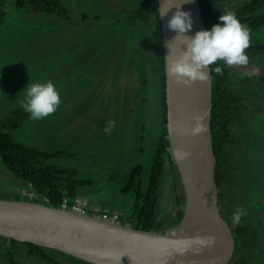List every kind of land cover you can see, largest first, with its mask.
<instances>
[{"label":"rangeland","instance_id":"1","mask_svg":"<svg viewBox=\"0 0 264 264\" xmlns=\"http://www.w3.org/2000/svg\"><path fill=\"white\" fill-rule=\"evenodd\" d=\"M61 1L69 12L68 18L16 8L10 0L0 24V116L21 107L26 95L23 88L28 83L52 81L62 101L55 114L39 121L28 115L21 127L10 134L18 142L42 151L68 152L71 156L47 162L76 168L79 178L90 179L91 184L78 187L77 193L86 201L91 214L103 210L127 214L133 199L130 194L120 193L123 184L120 176L141 163V178L146 182L159 129L156 27L152 20L143 23L128 19L139 0ZM247 1L226 0L216 10L231 9ZM252 35L264 41V27ZM229 68L232 77L250 74L264 78V54L252 58L247 65ZM237 82L251 99L248 108L261 109L264 114V82L248 84L241 79ZM263 114L260 112L255 118L260 126L264 122ZM109 121L113 125L105 133ZM260 132L252 155L244 156L255 170L248 186L253 193L259 185L264 186V134ZM256 149L258 156L254 155ZM235 159L232 155L227 161L232 174L240 165L236 166ZM170 168L166 160L156 210L157 219L164 222V227L179 206ZM238 176L244 178L243 174ZM243 193L251 201L249 191L244 189ZM259 193L264 194V190L261 188ZM11 194L40 200L29 184L16 178L0 160V195ZM239 196H233L221 208L234 212L242 205L238 204ZM239 207L247 213L246 207ZM250 212V218L244 215V222L249 228L250 241L257 239L261 247L257 258L256 253L249 254V264H264V204ZM0 242V264H49L28 256L20 243L12 245L17 254L13 259L3 246H11L10 242L2 239ZM239 254H234V259ZM241 254L246 253L242 250ZM61 260L68 264H88L66 257Z\"/></svg>","mask_w":264,"mask_h":264},{"label":"trees","instance_id":"2","mask_svg":"<svg viewBox=\"0 0 264 264\" xmlns=\"http://www.w3.org/2000/svg\"><path fill=\"white\" fill-rule=\"evenodd\" d=\"M201 14L205 23V30L219 22V16L224 10H216L219 3L226 0H199ZM6 3V5H5ZM16 8H27L33 12H48L68 18L69 12L64 7L61 0H13ZM7 7H10V0H0V24L5 19ZM264 0H249L243 4L233 7L231 10L242 23H246L251 32H258L264 27ZM128 19L130 21H141L143 23L152 20L157 31V49H158V69L161 115L159 118L158 135L154 142V150L150 164L149 174L144 183L142 180L143 165L137 163L131 167L128 172L121 174L122 186L119 188L120 193L130 194L133 199L132 209L127 214H120L121 223L127 222L128 225L143 230L163 231L165 227L176 224L183 214L184 194L180 178L175 164L172 161L169 142L166 129V103H165V75H164V52L162 45V33L160 28V18L157 8V0H139L136 8L131 10ZM249 60L264 54V41L252 35L251 46L246 50ZM211 67L212 74V102H211V137L212 145L216 158L214 179L218 190V205L221 215L228 222L234 236V254H239L238 264H249V254H255L256 258L260 253V243L257 239L250 241V232L245 224V216L241 217L239 224L233 225L232 215L234 212L225 211L221 205L230 203L233 196L240 195L239 206L246 207L247 215L250 218V210L253 207H261L264 204V194L259 193L264 186H258L254 189L255 193L248 188L252 182V172L245 154L252 155L253 149L258 142V136L262 131L264 134V122L261 126L255 122L257 115L263 114L260 110H250L247 102L251 101L248 95L244 94L243 87L238 85L237 80L241 79L245 83L264 82V78L257 75L247 74L246 76L232 77L228 66L220 62L213 64ZM216 67L223 70V74L214 71ZM241 76V75H239ZM144 85V78H142ZM242 82V81H241ZM249 91V90H248ZM144 99V97H142ZM264 101V100H263ZM256 114V115H255ZM29 114L22 107H16L10 110L6 115L0 116V160L5 167L18 179L29 184L33 192L40 198L24 200L38 201L52 206H60L64 198H75L78 196L77 189L80 186L90 185L89 178H79L78 171L73 167L61 166L47 160L59 157H69L68 152L63 150L42 151L31 146L18 142L10 132L21 127L24 120ZM261 117V115H260ZM264 117V114H263ZM243 123L244 125H240ZM244 126V127H243ZM242 127V128H241ZM246 128V129H245ZM258 149L254 155L258 156ZM248 151V152H247ZM235 156L236 166L232 174L227 166V161L231 156ZM255 159H258L256 157ZM168 160L170 171L172 172L173 184L175 187V198L178 208L175 216L172 217L164 227V222L157 219L156 210L160 197V186L163 182V172L165 161ZM236 168V167H235ZM237 174V177L235 175ZM243 174L244 178L238 176ZM244 189H247L252 197L248 201L244 195ZM243 194V195H242ZM3 198L21 199L17 194L8 196L0 195ZM82 198V197H81ZM90 210V208L88 207ZM116 211V210H112ZM108 212V211H101ZM253 223V221L251 220ZM249 232V233H248ZM0 239L7 240L10 245H3L11 258H16V249L12 248L13 244L20 243L26 249L28 256L37 257L49 264H68L62 261L66 257L75 262H85L71 255L65 254L59 250L40 246L30 242H19L12 238L0 236ZM2 243L0 242V248ZM244 250L246 254H241ZM49 251L54 252V254ZM16 254V255H15ZM60 256V257H59ZM91 264L89 262H85ZM232 264V263H228Z\"/></svg>","mask_w":264,"mask_h":264},{"label":"water","instance_id":"3","mask_svg":"<svg viewBox=\"0 0 264 264\" xmlns=\"http://www.w3.org/2000/svg\"><path fill=\"white\" fill-rule=\"evenodd\" d=\"M178 3L192 17L187 35L205 30V23L199 0H157L159 18L172 7L160 18V28L167 138L184 194L181 219L163 231L143 230L38 201L0 197V236L56 249L91 264L228 263L235 241L219 211L214 179L211 67L206 81L194 83L179 82L168 72L184 47L183 38H175L177 33L167 26ZM198 124L201 130L193 133Z\"/></svg>","mask_w":264,"mask_h":264},{"label":"clouds","instance_id":"4","mask_svg":"<svg viewBox=\"0 0 264 264\" xmlns=\"http://www.w3.org/2000/svg\"><path fill=\"white\" fill-rule=\"evenodd\" d=\"M179 3L175 5L176 11L167 21V26L169 30L177 33L175 38H183L184 47L179 56L171 60L168 66L170 75L176 77L179 82L194 83L206 81L209 77L208 69L213 64L223 62L226 66L232 67L249 63L246 50L251 46L252 32L246 23L238 19L235 12L222 11L219 22L211 29L198 30L194 36H189L187 33L193 26L192 17L189 12L180 9ZM171 8L162 12L160 18L167 15ZM214 71L223 74L220 67H216ZM23 89H26V95L21 107L34 121L55 114L62 103L59 91L52 81L28 83ZM200 119L196 117L197 121ZM112 125L113 122L109 121L104 132H109ZM200 130L198 124L193 133ZM246 214V211L238 206L232 215L233 225L239 224L241 217ZM211 240L212 238L209 242Z\"/></svg>","mask_w":264,"mask_h":264},{"label":"built area","instance_id":"5","mask_svg":"<svg viewBox=\"0 0 264 264\" xmlns=\"http://www.w3.org/2000/svg\"><path fill=\"white\" fill-rule=\"evenodd\" d=\"M59 207L63 209L71 210L74 212H78V213L91 214L86 204V201L81 197H75L72 199L64 198ZM91 215H95V214H91ZM95 216H98V217H101L103 219H107L113 222H121L120 215L116 211L99 212Z\"/></svg>","mask_w":264,"mask_h":264},{"label":"flooded vegetation","instance_id":"6","mask_svg":"<svg viewBox=\"0 0 264 264\" xmlns=\"http://www.w3.org/2000/svg\"><path fill=\"white\" fill-rule=\"evenodd\" d=\"M233 255H234V251H233V254H232L230 260L228 261V263L236 264V263H238V259L237 258L234 259Z\"/></svg>","mask_w":264,"mask_h":264}]
</instances>
